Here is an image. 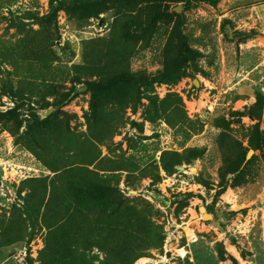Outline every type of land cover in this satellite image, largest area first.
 I'll return each mask as SVG.
<instances>
[{
	"label": "rangeland",
	"instance_id": "1",
	"mask_svg": "<svg viewBox=\"0 0 264 264\" xmlns=\"http://www.w3.org/2000/svg\"><path fill=\"white\" fill-rule=\"evenodd\" d=\"M125 13L131 53L100 72L86 57L98 48L110 64ZM183 37L197 52L185 66ZM116 73L176 81L141 87L139 101L127 80L110 86ZM252 112L264 131V0H0V264H129L126 248L102 244V192L69 178L54 189L71 168L97 173L159 231L148 250L145 237L127 245L144 251L131 264H264Z\"/></svg>",
	"mask_w": 264,
	"mask_h": 264
},
{
	"label": "trees",
	"instance_id": "2",
	"mask_svg": "<svg viewBox=\"0 0 264 264\" xmlns=\"http://www.w3.org/2000/svg\"><path fill=\"white\" fill-rule=\"evenodd\" d=\"M85 6H88L89 10H95V12L90 13V16L98 17L100 15V11H97L96 6L93 3L89 2L87 5H83L82 8ZM128 17L130 16L125 13L124 18L126 19V24L121 26V28L118 30L117 28H114V32L109 40V52L105 57L108 58L110 64L102 65L100 62H96L101 57L98 54H103L101 51H98V48L93 49L92 56L87 55L86 63L90 65L93 64L92 67L95 69H98L99 67L100 72L103 73L109 72L108 70L112 67H115L116 70L120 68V65H122L124 59H126L125 55L127 53H131L126 52L122 49V47L124 46L122 41L128 40L125 43L128 44L129 41H134L136 39L131 30V19H128ZM178 17L180 18L178 19L181 21V24H183L185 21L184 16L180 15ZM187 41V38L183 37V43L186 48V52L189 55V58L185 59L182 66L187 65L189 62L195 61L197 56V52L193 51L189 47ZM175 78V76L169 73H161L157 76L152 77L145 74L122 75L116 73V77L110 78L109 84L110 86H114L113 84H118L124 80H127L128 83L137 88L139 93V101H141L143 98L141 87L151 89L152 93H154V87L157 83L175 82ZM89 86L92 88L95 94L99 88V91H105V89H107V87L98 84H90ZM149 101L154 105V107L157 106V103H159V100L154 97H150ZM175 101L176 103H182L181 100L176 98ZM256 109L259 114L262 113V99H258ZM251 118L254 121H257V124L254 126V135L251 140V146L255 152L261 151L264 158V131L261 130L260 124L262 115L256 117L255 113L252 112ZM67 178H69L71 181H74V185L84 184L87 188L97 190V192H102L103 197L97 204L99 205V207H97L95 210L96 213H98V224L103 225V232L105 231L104 237L102 238V244L104 246V243L115 242L118 245L117 250H119V248L121 247L126 248V250H124L123 252L124 257L129 260V264L138 260L144 254V251L143 249L141 250V248L132 249L131 247L127 246L130 242L136 240L142 241V237H145L144 239L145 243L147 244L148 250L152 247V244H154L158 240L159 231L156 229L155 225L150 221V219L149 221H146L143 213L141 211H138L136 207L130 206L131 203H129V201L127 200H124L122 196H119V199H117L116 192L112 194V188L104 185L97 173L85 168L65 169L61 173L57 174L56 178L53 180L52 184L54 189L56 188V184L59 181L65 180ZM32 184L36 185L34 181H32ZM205 186L208 188L215 187L214 185L209 183H206ZM36 187L38 189V186ZM224 192L225 190L222 189V192L219 194H223ZM147 209H149V207H147ZM143 212H145L146 214V211Z\"/></svg>",
	"mask_w": 264,
	"mask_h": 264
},
{
	"label": "built area",
	"instance_id": "3",
	"mask_svg": "<svg viewBox=\"0 0 264 264\" xmlns=\"http://www.w3.org/2000/svg\"><path fill=\"white\" fill-rule=\"evenodd\" d=\"M149 195V200L152 202V203H157L158 205H161L160 203H159V201H161V199H163V197H161V196H157L156 194H154V193H149L148 194ZM164 209V208H163Z\"/></svg>",
	"mask_w": 264,
	"mask_h": 264
},
{
	"label": "water",
	"instance_id": "4",
	"mask_svg": "<svg viewBox=\"0 0 264 264\" xmlns=\"http://www.w3.org/2000/svg\"><path fill=\"white\" fill-rule=\"evenodd\" d=\"M177 12L180 13L181 12V9H178ZM195 84H196V86H199V82L198 81H195ZM253 152L254 151H250L249 152L247 159H249L251 157V155H252ZM202 211H203V215L205 216V218L206 217L212 218V215L207 214L206 211H205V209H203Z\"/></svg>",
	"mask_w": 264,
	"mask_h": 264
},
{
	"label": "bare ground",
	"instance_id": "5",
	"mask_svg": "<svg viewBox=\"0 0 264 264\" xmlns=\"http://www.w3.org/2000/svg\"><path fill=\"white\" fill-rule=\"evenodd\" d=\"M206 218H209V217H206ZM147 264V263H146Z\"/></svg>",
	"mask_w": 264,
	"mask_h": 264
}]
</instances>
